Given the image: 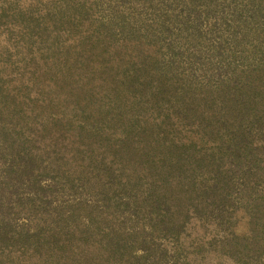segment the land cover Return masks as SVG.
I'll use <instances>...</instances> for the list:
<instances>
[{"label":"trees","instance_id":"obj_1","mask_svg":"<svg viewBox=\"0 0 264 264\" xmlns=\"http://www.w3.org/2000/svg\"><path fill=\"white\" fill-rule=\"evenodd\" d=\"M0 47V264H194L189 214L264 264V0H0Z\"/></svg>","mask_w":264,"mask_h":264},{"label":"rangeland","instance_id":"obj_2","mask_svg":"<svg viewBox=\"0 0 264 264\" xmlns=\"http://www.w3.org/2000/svg\"><path fill=\"white\" fill-rule=\"evenodd\" d=\"M0 51V55L3 56L2 47H0ZM19 65L20 63H18V61L16 63L12 62L10 64L13 70L12 73L7 78H5V85H8L9 89H14L19 91L20 94H24V97L33 99L34 95L39 94V92L37 89H35V84L32 82L29 83L25 78H23V76H25L22 74L24 66L22 65L19 67ZM38 123L40 124L39 121ZM181 164L185 165L184 168H189V166L186 165L189 164L188 158H186ZM93 173H95V171H92L90 175ZM230 174L234 175V177L238 179L237 186L242 187L245 180L244 174H242L240 171H234ZM181 207L183 206L180 204L170 203L171 209H178ZM172 215L173 219H175L177 214L172 213ZM234 215L236 217V223L233 227V231L237 235L246 233L247 220L245 216L241 211H236ZM190 216L192 215L189 214V217ZM187 217L185 219V224L179 229L180 234L178 237L170 235L168 238L161 240V244H163V246L172 248V250L178 249L181 258L184 260L185 256V259L189 261V263L192 261L194 264H226L228 259L220 254L218 250L214 249L212 246H208L205 243L210 239L215 245H218V242L214 241L213 238L214 236H219L221 233L216 232L214 227L209 222L199 221L196 219L193 220ZM167 239L171 240L172 242Z\"/></svg>","mask_w":264,"mask_h":264}]
</instances>
